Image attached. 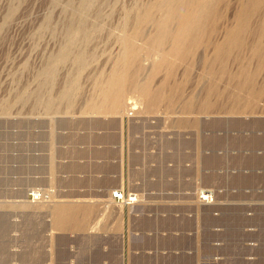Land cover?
Returning a JSON list of instances; mask_svg holds the SVG:
<instances>
[{
    "label": "rangeland",
    "instance_id": "rangeland-1",
    "mask_svg": "<svg viewBox=\"0 0 264 264\" xmlns=\"http://www.w3.org/2000/svg\"><path fill=\"white\" fill-rule=\"evenodd\" d=\"M155 1L94 0L103 15L73 34L70 9L84 0H0V264H264V6L247 7V47L221 63L213 42L248 0H214L218 18L181 60L138 35L150 24L123 23ZM123 35L140 55L138 80L162 97L148 107L129 89L120 112L101 110L96 82ZM237 71L260 93L237 87ZM55 210L68 212L60 224Z\"/></svg>",
    "mask_w": 264,
    "mask_h": 264
},
{
    "label": "bare ground",
    "instance_id": "bare-ground-1",
    "mask_svg": "<svg viewBox=\"0 0 264 264\" xmlns=\"http://www.w3.org/2000/svg\"><path fill=\"white\" fill-rule=\"evenodd\" d=\"M214 2H215L214 0H158V1H155L154 3H152V4L150 3L149 6H145V4H144L145 7L144 6H140V4L138 3L139 6L136 9L134 8L135 10H133L132 8L129 7L130 9H132V11H130V13L133 12V15H131L132 17H128L127 15H124V21L123 20L122 21H123V23L126 22V21H130L129 23H131L132 21H139L140 23H138V24H142V23H146V25L150 24L152 26L151 27L152 29H149L150 31L146 32L143 29H141V31H139V29L141 28L140 27L137 30V31H139L138 35H142L143 34V38H144L145 42L152 49H161V48L165 47V44L168 45V47H165V50L161 49V51H163V53L166 54V55L170 54V55H173L174 57H176V58L181 60V59L186 58L194 50V47L197 48L198 45L201 44V42L204 40L205 36H203V34L205 35L204 29H205V26H206L207 22L210 21L211 19H212L211 21H213V18H215V19L218 18V16L216 17V15H218V14L215 13L216 9H214V4H213ZM259 3L264 6V0H248L243 5L240 4L242 6V10L241 11H239L237 13L235 12V14H233V13L229 14L231 16L234 15L235 19L238 20L239 22L237 21L238 25H236L237 24L236 23L235 26L230 27V29L226 27V29L223 32L224 35L221 37V39L220 40H215V42L216 41H219V42H217V43L213 42L214 46H212L213 49H212L211 53L213 52L214 55H212L213 59H212V57H211V59L214 62L219 61V62L222 63L223 57H225L226 55H229V53L231 51L233 52L234 48H235V50L236 49L239 50V49H242L244 47V40H243L244 36H240V32H241V30L243 28V21L245 20V17H243L244 13H246L245 11L248 10L247 9L248 6L250 8L252 4L254 6V4H259ZM136 5H137V3H136ZM99 7L100 6L96 7L94 0H84V2L81 5L77 6L76 8L70 9V16H69L70 18L68 17V19L73 20V21H77L76 22L77 24L75 26H72V29H69V27H67L68 26L67 25L66 26L67 28H65V31L67 32L68 30H70V31H72L73 34L74 33H77V34L82 33L83 34L85 32V30H86L85 29V25L90 20H93V19L99 20L101 18V16L103 15L101 13L102 11L99 9ZM123 10H127V9H123ZM126 14H127V12H126ZM90 15H92L93 17H91ZM247 16H248V12H247ZM227 17L229 18V16H227ZM120 18H121V16H120ZM224 21L226 22V20H224ZM228 21H229V19H228ZM225 22H224V24L227 25V22L226 23ZM229 22H231V21H229ZM235 22L236 21H234V23ZM244 23H245V21H244ZM124 24H126V23H124ZM135 24H137V22H135ZM228 24H232V23H228ZM210 25H212V24H210ZM246 25H247V21H246ZM123 27H125V26H123ZM221 27H223V26H221ZM258 27H259V30H260L261 27L259 25H258ZM255 30L258 33V29L255 28ZM261 30H264V29L261 28ZM249 31H251V30H249ZM245 32H244V34H246ZM248 33H250V32L247 31V35H248ZM254 33H256V32H254ZM263 33H264V31L262 33H259V34H263ZM133 34L134 33H132V35ZM259 34H257L254 37L252 35H255V34H252L251 35L252 38H253V39L251 38L252 40L247 38L248 40L252 41L248 48L250 49V51L255 56L258 55V57L260 56L261 51H263L262 48L264 46V45L262 46V44H261V42H260V40L258 38L260 36ZM245 37H247V36H245ZM66 38H68V37H66ZM68 39H70V38H68ZM120 39H121L120 40V43H121L120 46L122 48L120 50L121 54H119L118 58H116L113 61V64L110 67V71L106 74L105 78L103 80H101V81L96 82V87H97L96 89L98 90V94H97V98L96 99H97V101H100L99 104H101V106H102V107H100V109L101 110L104 109L103 105H105V103L112 102L113 103V110L116 109L117 112L118 111L120 112L122 107L125 105L124 103L127 100L128 101L130 100L129 98L127 100H125V92L128 91L129 89L136 90L138 92V94H139L138 95V98H139L138 101L144 102L146 104V106L149 107L150 105L154 104L155 101H158L160 99V97H162V96H160V92H162V91H160L161 89L159 90L157 88L153 89L154 87L152 88L150 86L151 83H149L148 80L147 81L146 80H144V81L141 80V82L138 80L137 74L140 72L141 65H140V63L138 64V62H137L138 59L137 58L140 55L137 53V49L132 44V38L131 37H128V35L127 36L123 35V37L120 38ZM247 39H245V40H247ZM118 41H119V39H118ZM207 41H209V40H207ZM209 43H211V42L209 41ZM245 43H246V41H245ZM64 44H65L64 46L66 48L65 50H69V49H71L70 47H73L74 41L72 40V41L69 42L67 40V42L64 43ZM246 45H245V47H247ZM72 50L73 49H71V51ZM237 51H235V52H237ZM163 53L161 55H163ZM165 56L164 55H163V57L161 56L162 57L161 60L164 61L165 60ZM258 57L256 56V58H258ZM85 58H86V54L84 52H82V51L75 52V59H76V61H77L79 66L85 62ZM159 63H161V62H159L157 60V62H155L153 64L152 68H153L154 72H157V70H159L161 68V67H159L161 65ZM258 64H260V63H258ZM132 67L135 68V71L134 70L130 71V68H132ZM168 68H169V70H168ZM168 68H167V71L169 72L171 70V66L168 67ZM51 70H52V66L47 64V65H44L42 67L41 72H43V73L44 72H50ZM223 71L225 72V70H223ZM130 72H132V73H130ZM247 72L245 71V72H241V73L238 74V71H237V76L240 79V81L236 82V83L240 84V85L236 84L237 87L243 85V86H246L245 89L249 88V89H252L253 91H255V93H257V92L260 93L259 91H261L262 89L259 88L256 91V89L254 87H252L253 84L250 85V86L248 85L250 83V80L252 81L253 78H251L249 80L248 76L244 77L243 74L246 75ZM254 79H256V78H254ZM46 80H49V79L44 78L40 82L39 87L32 92V95L35 98H38L40 93L44 89ZM255 82H256V80H255ZM166 83H167V81L162 79V81L159 82L160 86H158V85L157 86L159 88H161V87H163L162 84L165 85ZM167 86H168V84H167ZM258 86H259V84H258ZM262 86L264 88V85H262ZM165 88L166 87L164 86V88H162V89L164 90ZM223 88H222V90H223ZM240 88H238V90ZM245 89L243 88V89H240V90L243 91ZM249 89H248V91H249ZM253 91L251 93H253ZM234 92H235V90H234ZM246 92H247V89H246ZM250 94H248V95H250ZM257 94H256V97H257ZM67 96H68L67 93L63 94L64 98H66ZM231 96H233V95H231ZM253 96H254V94H253ZM260 97H261V95H260ZM168 101L171 102L170 100H168ZM251 101H252V99H251ZM254 101H255V99H254ZM132 103H133V101H132ZM134 103H136V102H134ZM132 105H134V104H132ZM190 107H191L190 103L186 104V108H190ZM131 108H134V107H131ZM197 196H198V194H197ZM201 199L202 200H207V199H210V198H209L208 195H204V193H203L202 196H201ZM22 204H24V203H22ZM66 213L68 214V212H66ZM66 213L65 212L63 213V211H58V213H57V211L55 212V216L58 217V223L59 224L63 222L62 220L65 217Z\"/></svg>",
    "mask_w": 264,
    "mask_h": 264
},
{
    "label": "built area",
    "instance_id": "built-area-1",
    "mask_svg": "<svg viewBox=\"0 0 264 264\" xmlns=\"http://www.w3.org/2000/svg\"><path fill=\"white\" fill-rule=\"evenodd\" d=\"M114 199H117L118 201H126L127 203H130V201H132V197H127L126 199H124V196L122 193L118 192V191H114L112 194Z\"/></svg>",
    "mask_w": 264,
    "mask_h": 264
}]
</instances>
